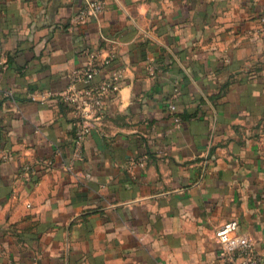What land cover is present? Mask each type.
Listing matches in <instances>:
<instances>
[{
	"label": "crops",
	"instance_id": "obj_1",
	"mask_svg": "<svg viewBox=\"0 0 264 264\" xmlns=\"http://www.w3.org/2000/svg\"><path fill=\"white\" fill-rule=\"evenodd\" d=\"M87 1L0 0V264H223L232 219L264 251V0ZM85 48L122 77L77 143Z\"/></svg>",
	"mask_w": 264,
	"mask_h": 264
},
{
	"label": "built area",
	"instance_id": "obj_2",
	"mask_svg": "<svg viewBox=\"0 0 264 264\" xmlns=\"http://www.w3.org/2000/svg\"><path fill=\"white\" fill-rule=\"evenodd\" d=\"M102 0H88L77 12L75 17L84 20L89 15L103 9ZM260 28L264 29V9L259 15ZM84 62L69 73V83L61 93L62 99L71 107L74 135L77 143L81 142L90 130V120L97 117L103 110L105 100L113 95L120 86L122 71L119 68L110 70L101 78L96 75L108 66L116 57V51L109 49L101 53L96 49L83 50ZM175 122L180 117L175 112V104H168ZM24 173L31 169L24 164ZM27 177V175H26ZM237 221L228 220L216 231L215 237L221 246L223 264H264V251L257 250L252 240L244 233L238 232Z\"/></svg>",
	"mask_w": 264,
	"mask_h": 264
}]
</instances>
